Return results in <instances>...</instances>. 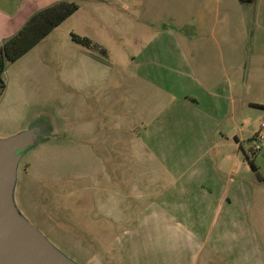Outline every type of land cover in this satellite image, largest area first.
<instances>
[{"label":"crops","instance_id":"0c3cea01","mask_svg":"<svg viewBox=\"0 0 264 264\" xmlns=\"http://www.w3.org/2000/svg\"><path fill=\"white\" fill-rule=\"evenodd\" d=\"M59 1L0 0V41ZM77 1L8 65L0 112L57 109L111 83L117 157L130 141L117 204L130 209L106 214L135 222L119 230L117 264H264V148L253 150L264 123V0ZM126 22L129 67L110 81L106 56L72 33L103 47L104 32Z\"/></svg>","mask_w":264,"mask_h":264},{"label":"rangeland","instance_id":"374dc122","mask_svg":"<svg viewBox=\"0 0 264 264\" xmlns=\"http://www.w3.org/2000/svg\"><path fill=\"white\" fill-rule=\"evenodd\" d=\"M127 24L117 23V35L106 30L103 47L107 53L96 51L108 60L110 81L117 78V70L129 67L133 46ZM109 85L77 92L72 102L59 101L57 109L5 108L0 112V139L39 127L31 135L32 143L20 153L14 205L75 264H117L119 230L135 224L106 214L116 209L127 215L130 209V205L117 204V167L130 165V141L119 142L125 155L117 157V101L108 99ZM100 95L104 97L98 101ZM39 112L45 117L40 118Z\"/></svg>","mask_w":264,"mask_h":264},{"label":"water","instance_id":"95a60500","mask_svg":"<svg viewBox=\"0 0 264 264\" xmlns=\"http://www.w3.org/2000/svg\"><path fill=\"white\" fill-rule=\"evenodd\" d=\"M27 133L0 139V264H75L16 209L13 190L20 153L32 143Z\"/></svg>","mask_w":264,"mask_h":264},{"label":"trees","instance_id":"16d2710c","mask_svg":"<svg viewBox=\"0 0 264 264\" xmlns=\"http://www.w3.org/2000/svg\"><path fill=\"white\" fill-rule=\"evenodd\" d=\"M242 1L255 4L257 0ZM79 8L80 2L77 0H62L54 3L34 13L17 33L0 41V98L6 89L5 72L8 65L17 61L40 43L56 26ZM72 39L93 52L98 50L104 54L107 53L104 47L89 37L72 33ZM250 163L256 170L253 161L250 160Z\"/></svg>","mask_w":264,"mask_h":264},{"label":"built area","instance_id":"2783aa9c","mask_svg":"<svg viewBox=\"0 0 264 264\" xmlns=\"http://www.w3.org/2000/svg\"><path fill=\"white\" fill-rule=\"evenodd\" d=\"M264 148V123L261 124L259 129L253 136V150L259 151Z\"/></svg>","mask_w":264,"mask_h":264}]
</instances>
